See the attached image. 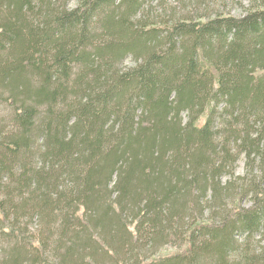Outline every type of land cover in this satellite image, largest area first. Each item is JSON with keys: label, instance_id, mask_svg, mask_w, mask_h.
<instances>
[{"label": "trees", "instance_id": "16d2710c", "mask_svg": "<svg viewBox=\"0 0 264 264\" xmlns=\"http://www.w3.org/2000/svg\"><path fill=\"white\" fill-rule=\"evenodd\" d=\"M207 1L0 0V264H264V0Z\"/></svg>", "mask_w": 264, "mask_h": 264}, {"label": "rangeland", "instance_id": "374dc122", "mask_svg": "<svg viewBox=\"0 0 264 264\" xmlns=\"http://www.w3.org/2000/svg\"><path fill=\"white\" fill-rule=\"evenodd\" d=\"M77 0H71V6L76 5ZM207 6H209V9L207 12L210 13H224V14H232L234 16H241L244 14V11L248 8L249 4L247 2L239 1V0H208ZM131 61H127L126 65H131ZM4 107L0 106V114H2L1 111H3ZM7 115V113H5ZM3 116V115H2ZM237 175L244 176L246 174L245 169V159L239 161L237 165ZM245 206L249 205V202L246 201ZM0 217H2L1 211H0ZM175 252V249L172 247H165L162 250V254H169Z\"/></svg>", "mask_w": 264, "mask_h": 264}]
</instances>
